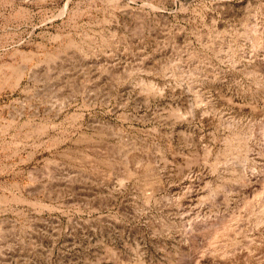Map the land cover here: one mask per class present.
I'll list each match as a JSON object with an SVG mask.
<instances>
[{
    "label": "rangeland",
    "instance_id": "374dc122",
    "mask_svg": "<svg viewBox=\"0 0 264 264\" xmlns=\"http://www.w3.org/2000/svg\"><path fill=\"white\" fill-rule=\"evenodd\" d=\"M261 183L264 0H0V264H264Z\"/></svg>",
    "mask_w": 264,
    "mask_h": 264
},
{
    "label": "bare ground",
    "instance_id": "6f19581e",
    "mask_svg": "<svg viewBox=\"0 0 264 264\" xmlns=\"http://www.w3.org/2000/svg\"><path fill=\"white\" fill-rule=\"evenodd\" d=\"M261 184L264 185V183H261ZM252 203H254V202H252ZM233 221H236V218L234 216L230 217V219L227 221L223 220L220 223L218 222L219 224L216 223V225L209 224V225L200 226V228L197 230V234H198V236H202L204 238V240L202 238H201V240L204 241V245L206 244V246H205L206 249L204 248L202 251L200 249L201 247L199 248L193 243L191 246V248H192L191 254L192 255L190 256L191 258L189 259L190 260L189 263L190 264H205L206 262H214L216 258L219 259L218 256L222 253H220L217 249L213 248L212 245L214 243L221 244V247H223L225 249H228L229 247L233 246L235 241L229 237V236H231V233L234 230ZM236 228H238V227H235V229ZM233 235L234 234H232V236ZM205 240L207 243L205 242ZM223 248L221 249L222 252L224 251L227 253V251L225 249L223 250ZM198 254H200V255H198ZM218 264H219V261H218Z\"/></svg>",
    "mask_w": 264,
    "mask_h": 264
}]
</instances>
